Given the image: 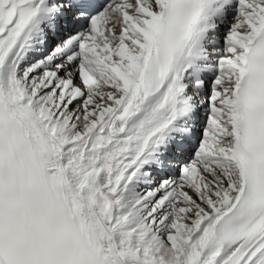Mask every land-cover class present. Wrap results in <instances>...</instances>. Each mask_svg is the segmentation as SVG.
Wrapping results in <instances>:
<instances>
[{
    "label": "snow or ice",
    "instance_id": "6c2138e0",
    "mask_svg": "<svg viewBox=\"0 0 264 264\" xmlns=\"http://www.w3.org/2000/svg\"><path fill=\"white\" fill-rule=\"evenodd\" d=\"M0 264H264V0H0Z\"/></svg>",
    "mask_w": 264,
    "mask_h": 264
}]
</instances>
